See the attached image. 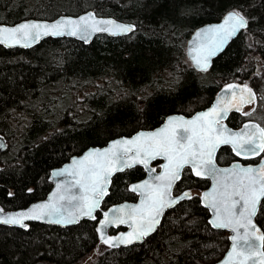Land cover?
<instances>
[{"label": "trees", "instance_id": "trees-1", "mask_svg": "<svg viewBox=\"0 0 264 264\" xmlns=\"http://www.w3.org/2000/svg\"><path fill=\"white\" fill-rule=\"evenodd\" d=\"M232 9L245 16V29L208 69L196 70L186 57L187 39L195 28ZM85 10L131 22L135 28L128 35H98L88 44L48 37L27 49L0 45V134L7 143L0 153L4 210L43 198L51 187L50 170L71 155L152 128L167 114L189 115L207 106L229 81L252 87L256 100L251 114L264 127V0H36L29 8L23 0H0V22L51 19ZM57 84L76 85V115L50 108L46 100ZM249 117L232 111L227 123L236 127ZM235 158L229 146L216 155L219 164ZM144 174L140 166L116 173L93 220L66 227L0 224V264H75L100 244L101 211L135 200L129 184ZM208 184V179L193 176L185 167L173 192L200 191ZM208 217L193 193L167 210L142 242L117 248L103 244L92 264H213L226 250L228 235L213 229ZM256 222L264 234V198Z\"/></svg>", "mask_w": 264, "mask_h": 264}, {"label": "water", "instance_id": "water-1", "mask_svg": "<svg viewBox=\"0 0 264 264\" xmlns=\"http://www.w3.org/2000/svg\"><path fill=\"white\" fill-rule=\"evenodd\" d=\"M229 12L240 13L238 10H235V9L229 10L225 14H223L219 20L208 22V23L202 24L198 26L197 28H195L193 32L191 33V35L189 36V38L187 39L186 45H185L186 56L191 66L195 68L196 70L203 71V70L208 69V67L210 66L212 62V59L215 56H217L219 53H221L225 49V47L228 45V43L233 38H235L243 29H245L246 26L244 28L238 29L233 35L229 36L223 42V44H219L218 42V37L220 35L219 32L203 31L206 29H214L216 26L224 24V19ZM89 13L92 14L91 17H89L88 15ZM240 15L243 16L241 13ZM82 16L87 19V22L89 25H92L94 22H98V21H112L114 23L104 25L105 27L109 29L108 31L99 32V31H92L91 29H89V34L85 38H81L80 34L76 36L67 35V34L59 35V36L41 35V38L35 43H32L31 41H29V44H30L29 47L23 46L24 41H21L20 44H15L14 46H10V47L4 44H0V45H2L5 48L27 49V48H31L34 45H36L40 40L44 38H48V37H51V38L70 37V38H73V39H76L82 42L83 44H88L98 35L104 34L108 37L128 35L135 28L134 24L131 22L118 20L112 16L98 15L93 10H85L77 14H59L51 19L26 17V18H21L12 23L0 22V26L15 27L21 23L53 24L58 20H66V19L73 20V21H79V18ZM243 17L246 20L245 16ZM116 25L130 26L131 31L120 32V30L116 27ZM225 28H227V25H225ZM113 33H116V34H113ZM8 43L12 44L13 42L9 41ZM209 50L214 51L215 54L207 55ZM193 57H195L196 59H193ZM197 60L200 61L201 65H205L206 67L202 68L200 65H198L196 62ZM229 85H232L233 87L229 88L228 87ZM248 89H250L251 91L249 92ZM255 98L256 96H255L254 90L248 84L244 82H238V81H229L219 87V89L215 92L211 102L207 106L201 109H198L189 115H186L180 112H173V113L167 114L158 125L152 128H140L134 131L130 135H119V136L113 137L109 139L103 145L88 146L79 154L71 155L65 162H63L59 166L53 167L50 170L48 179L51 182V187L43 198L30 202L28 205L21 207V208H17V209L4 210L0 206V224L8 225V226L23 227L21 226V224L28 226L30 222H39L43 224L56 225L59 227H66V226L74 225L82 219L93 220L92 217L80 215L79 210L73 207V204L75 202L74 201L70 202L69 200V198L73 195H76V196L81 195V190L79 186L74 187L76 179H78L79 177H74L72 173L76 171L79 165H73V161L74 160L79 161L82 157L85 156V154L92 152L94 150L102 151L104 149H108L113 144L114 141L131 140L133 137L138 136V134L140 133H151V132H156L158 129H163L166 124H169L170 118H177V119H174L169 124V129H168L169 133L175 136L177 132L182 131L184 128L189 127L188 125L183 123L184 121L192 120L193 117L198 116V114L200 113H209V110L213 109V106L215 105L216 106L215 112L210 113L206 117H202L201 121L198 122V123L212 122V121L216 122L215 124L212 125V131L210 132V136L213 142H216L217 138H219V139H232L237 145H241L244 142L251 141V140H255L257 145L264 144V131H262L264 130V127L257 120L246 119L240 125L236 127H232L227 123V118L232 111L242 112L246 107L253 105V103L255 102ZM246 125L247 127H245ZM217 128L219 129V131L216 130ZM188 135H191V133L189 132ZM141 139L143 140L144 138H141ZM182 143H187V140L182 141ZM6 145L7 143H6L5 137L2 134H0V153L6 148ZM222 146H229L233 155L236 157V159L226 164H219L216 160V155H217L218 150ZM116 150L117 149H113V151H116ZM133 155H134V151L132 153H129L128 157H126L127 162L130 164H133L132 159L130 158ZM95 158H96L95 156L92 157V159H95ZM254 158H258L256 162H247V163L242 162V160H251ZM137 159H144V157L141 156V157H138ZM203 159L204 160L207 159L206 154ZM211 159L216 169H220V170L227 169L229 171L227 173H224L223 171L219 172L217 174L216 179L214 180L212 176L207 175L205 173V168L203 166V163L201 162V159L198 157L196 160V165L198 166L197 170L201 172V175L198 176L195 174L192 164H185L183 168L180 170V177L182 175L183 169L187 167L189 168L193 176L199 177V178H206L209 180L208 186L203 188L199 192L198 196H199L200 202L203 205V207H205L208 210V213H209L208 222L210 226L213 229L226 231L228 235L227 236L228 246L226 250L224 251L222 256L219 259H217L213 264H224L225 261H227V264H264V240L257 239V237L264 236V234L259 224L256 222V214L258 212L260 202L263 198H261L258 201L257 206L255 208V213L250 218L251 224L247 228L241 227L239 224H236L235 222L233 223V226L229 228L214 227L213 224L210 223V221H213L215 219L216 212L213 208L208 206L212 203L215 193L223 191L224 186L226 184L231 186L232 182L237 178L238 174L241 176L244 175L240 171L241 169L251 168L254 170H260V171L255 172V175L257 176L264 174V169H261V166L264 165V155H262V152H258L256 154H250L244 151H241V154L237 155L236 151H234L233 149L232 143H218L212 153ZM157 160L159 161L158 166L153 165V162ZM166 163H167V160L165 159V157L158 156L155 159L148 160L147 167L143 163H134L133 166L131 167H124L123 165L119 164V162H115L111 165V168H114V169L122 168V170L111 171L110 169L111 175L108 176L105 182L104 191L102 193L95 194V198L99 200V206L92 210V216H94L95 218H96L95 213L97 210L100 209L102 201L108 194L112 177L116 173L122 172L134 166H140L144 169L145 174L142 178L135 180L129 184V190L136 194L135 200H124L118 203H114L102 210L101 216L99 217L97 221V229H100V231H97L98 237H99V243H103L101 239V235H103L104 239H109V238L126 239L128 238L127 234L129 233L136 234L139 231L146 230L147 228L146 224L143 227H141V220H140L141 213L139 211H133L132 206L141 205V201L144 198V194L149 190L146 188H142L137 191H133L132 189L134 185H142L145 181H149V183L152 184L153 186L160 183L159 181H156L154 177L159 176L164 172V168L162 167V165ZM65 169L66 171H64L62 175H54V173H58L61 170H65ZM149 169H155V171L150 172ZM248 175H253V174L249 173ZM178 180H176L172 184L170 194L165 197V201L168 204V206H166L163 209V211L156 217V219L159 222L155 224L154 230L151 231L148 235L152 234L156 230L164 213L167 210L173 208L178 202L187 199V198H183V199L180 198L184 195V193H188L189 197L192 195L191 189H186L177 194L173 193L174 186ZM57 185H60V187L58 188ZM229 190H230V187H229ZM205 193H209L210 195L207 198H205L204 197ZM88 195L90 197L93 196L92 193H89ZM61 196H63L64 199H61ZM172 200H175L176 202L171 203ZM41 204H48L50 207L54 206L56 208H59L61 210V213L64 219H76V217H79V219H76L75 223H56L53 221L61 219V215H53L51 217L44 216L42 219H36V220L23 219L21 223H17V224H6L2 222V220L6 219L9 215H13L16 213H27L29 212L30 209H33L35 205H41ZM219 206L221 208V211H223V204H220ZM39 211H40L39 209H36L32 213H30V215H34L36 214V212H39ZM105 213H108L107 217L104 215ZM102 220H106L107 223L102 225L100 223V221ZM121 220H124L125 222L121 223L120 222ZM241 223L248 224V221L243 220L241 221ZM110 227L112 228L121 227L123 229L115 233H109ZM23 228H27V227H23ZM233 228H235L236 230L233 231ZM148 235L141 236L139 239H134L132 243H122L121 239H112L110 241V244H105V243L103 244L109 247H112V248L125 247V246H129L132 244L142 242L143 239L146 238ZM233 236L237 237V241L234 242L232 240ZM242 238H247L253 241L255 247H253L251 250L241 247V245L244 244V239ZM234 243L237 244V247L235 249L233 248ZM229 252L233 253L231 257L228 256Z\"/></svg>", "mask_w": 264, "mask_h": 264}, {"label": "snow or ice", "instance_id": "snow-or-ice-1", "mask_svg": "<svg viewBox=\"0 0 264 264\" xmlns=\"http://www.w3.org/2000/svg\"><path fill=\"white\" fill-rule=\"evenodd\" d=\"M88 15L91 17L92 14L89 13ZM113 23L112 21H98L89 25L87 19L82 16L79 18V21L66 19L58 20L53 24L21 23L15 27L0 26V44L10 47L24 41L23 46L29 47V41L35 43L41 38V35L59 36L67 34L76 36L80 34L81 38H85L89 34V29L99 32L108 31L109 29L104 25ZM246 24L247 21L240 13L229 12L224 19V24L216 26L214 29H206L203 31L219 32L218 42L219 44H223L229 36L233 35L238 29L244 28ZM225 25H227V28H225ZM116 27L120 32L131 31L130 26L116 25ZM9 41L13 43L9 44ZM214 54V51L211 50L207 53V55ZM193 59L196 58L193 57ZM196 62L202 68L206 67L205 65H201L199 60ZM228 87L231 88L233 86L229 85ZM248 91L250 92L251 90L248 89ZM215 110L216 106L214 105L213 109L209 110V113H200L198 116L193 117L192 120L184 121L183 123L189 127L177 132L175 136L169 133L168 129L169 124L177 118H170L169 124H166L163 129H158L156 132L151 133H140L131 140L114 141L108 149L102 151L94 150L85 154L79 161H73V165H79L76 171L72 173L74 177H79L76 179L74 187L79 186L81 195H73L69 200L70 202H75L73 207L79 210L80 215L95 219V217L92 216V210L99 206V200L95 198V194L104 191L105 182L108 176L111 175V171L122 170V168H111L113 163L119 162V164L124 167H131L134 163H143L147 167L148 160L155 159L158 156H163L167 160V163L162 165L164 172L154 177V179L160 183L153 186L149 181H145L142 185H134L132 189L133 191L142 188L149 190L144 194L141 205L132 206L133 211H139L141 213V227L146 224V230L139 231L136 234L129 233L126 239H104L103 235H101L103 243L110 244L112 239H121L122 243H132L134 239H139L141 236H146L153 231L155 224L159 222L156 217L168 206L165 197L170 194L172 184L180 178V170L185 164H192L195 174L199 176L201 172L197 170L198 166L196 165V160L199 157L205 168V173L212 176L214 180L219 172L223 171L227 173L229 170L216 169L212 163L211 156L218 143H232L233 149L236 151L237 155H240L241 151L250 154L264 152V144L257 145L255 140L244 142L241 145H237L232 139L217 138V141L213 142L210 132L212 131V125L216 122H198L201 121L202 117L208 116L210 113L215 112ZM245 127H247V125ZM216 130L219 131L218 128ZM189 132L191 135H188ZM141 138L144 139L142 140ZM185 140H187V143H182V141ZM113 149L117 150L113 151ZM133 151L134 155L130 157L133 164H130L127 162L126 157ZM205 154L207 155L206 160L203 159ZM93 156L96 158L92 159ZM141 156H143L144 159H137ZM261 169H264V165L261 166ZM64 171H66V169L54 173V175H62ZM149 171L154 172L155 169H149ZM240 171L244 175L241 176L238 174L231 186L226 184L223 191L215 193L212 203L208 205L216 212L215 219L210 221L214 227L229 228L232 227L235 222L241 227L247 228L251 224L250 218L255 213L258 201L264 198V174L257 176L255 172L260 170L251 168L241 169ZM249 173L253 175H248ZM57 187L59 188L60 185H57ZM89 193H92L93 196L90 197L88 195ZM209 195V193H205L204 197L207 198ZM180 198L190 197L188 193H184ZM61 199H64V197L61 196ZM175 202V200L171 201V203ZM220 204H223V211H221ZM36 209L40 211L36 212L34 215H30V213ZM53 215H61V219L53 221L56 223H75L76 219H79V217H76V219H64L59 208L54 206L50 207L48 204H41L35 205L34 208L30 209L27 213L9 215L6 219H3L2 222L6 224H17L21 223L23 219L36 220L42 219L44 216L51 217ZM104 215L107 217L108 213ZM243 220H247L248 224H242L241 221ZM120 222L124 223L125 221L121 220ZM100 223L103 225L106 224L107 221L102 220ZM21 226L27 227L23 224H21ZM235 230L236 229L233 228V231ZM97 231H100V229H97ZM242 239H244V244L241 245V247L248 250L255 247L253 241L247 238ZM257 239L264 240V236L257 237ZM232 240L234 242L237 241V237L233 236ZM236 247L237 244L234 243L233 248L235 249ZM232 255V252L228 253L229 257ZM224 264H227V261H225Z\"/></svg>", "mask_w": 264, "mask_h": 264}, {"label": "rangeland", "instance_id": "rangeland-1", "mask_svg": "<svg viewBox=\"0 0 264 264\" xmlns=\"http://www.w3.org/2000/svg\"><path fill=\"white\" fill-rule=\"evenodd\" d=\"M36 0H23L25 4H27V8L31 6L33 2ZM70 86V85H69ZM52 92L50 94L49 99L46 100L52 109H66L69 111H74L73 115H76V85H72L71 87H65L63 84H57L56 87L52 88ZM252 106L245 108L242 113L250 114V119H255L254 115L251 114ZM81 117V116H80ZM193 193H199L198 190H193ZM104 248L103 244H99L95 247L88 255L84 258L76 262L75 264H92L97 252Z\"/></svg>", "mask_w": 264, "mask_h": 264}, {"label": "bare ground", "instance_id": "bare-ground-1", "mask_svg": "<svg viewBox=\"0 0 264 264\" xmlns=\"http://www.w3.org/2000/svg\"><path fill=\"white\" fill-rule=\"evenodd\" d=\"M102 35H104V34H102ZM44 39H45V38H44ZM42 40H43V39H42ZM40 41H41V40H40ZM40 41H39V42H40ZM39 42H38V43H39ZM38 43H37V44H38ZM34 46H35V45H34ZM180 202H181V201H180Z\"/></svg>", "mask_w": 264, "mask_h": 264}, {"label": "flooded vegetation", "instance_id": "flooded-vegetation-1", "mask_svg": "<svg viewBox=\"0 0 264 264\" xmlns=\"http://www.w3.org/2000/svg\"><path fill=\"white\" fill-rule=\"evenodd\" d=\"M119 229H121V228H119ZM119 229H117V230H119ZM117 230H116V231H117Z\"/></svg>", "mask_w": 264, "mask_h": 264}]
</instances>
